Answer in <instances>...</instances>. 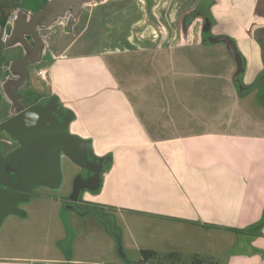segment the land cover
I'll return each instance as SVG.
<instances>
[{
  "label": "crops",
  "instance_id": "0c3cea01",
  "mask_svg": "<svg viewBox=\"0 0 264 264\" xmlns=\"http://www.w3.org/2000/svg\"><path fill=\"white\" fill-rule=\"evenodd\" d=\"M41 35L36 72L46 77L35 72L36 89L109 159L98 190L75 205L115 220L120 248L87 209L65 204L61 216L58 201L42 200L30 213L45 205L51 225H65L53 231L57 245L44 257L0 255V264H138L131 248L264 264V116L247 104L264 80V0H98ZM216 60L225 65L215 70ZM87 233L108 236V252L85 257Z\"/></svg>",
  "mask_w": 264,
  "mask_h": 264
},
{
  "label": "water",
  "instance_id": "95a60500",
  "mask_svg": "<svg viewBox=\"0 0 264 264\" xmlns=\"http://www.w3.org/2000/svg\"><path fill=\"white\" fill-rule=\"evenodd\" d=\"M92 1L98 0H50L35 13L19 12L14 18L10 35L5 39V47L20 45L24 56L11 64V70L17 67L25 69L28 61L33 60L30 54L35 52L36 47L38 51L34 56L37 55V59L34 61L41 60L44 44L38 37V28H47L59 19H65L66 13L70 11L66 21L68 27L77 18L81 8ZM26 36L32 38L34 46L29 44ZM214 41L228 42V38L217 37ZM230 49L237 62V71L234 75V80L237 81V76L242 71L241 61L232 46ZM22 73L26 77L25 72ZM8 84L10 81L5 84L6 89H9ZM8 96L10 99H14L12 92H9ZM51 105L57 112L56 102L46 107L34 105L19 115L0 123V133L18 143L16 149L5 155L0 151V186L18 189L25 195L8 190L0 192V228L6 218L22 215L16 206L17 201L19 202L30 194L37 180H39L38 187H45L52 191H58L61 188L63 181L62 157H65L80 170H86L92 174L86 179L78 174L74 179L69 196V200L73 204L78 202L79 195L83 191L92 193L100 187L102 173L107 167V164L104 165V163L109 159L96 157L90 140L82 139L70 132L69 127L73 120L70 111L64 112L63 122L59 123L51 116ZM94 165L98 167L96 170L92 169ZM12 176H14V181H12ZM22 186H27V189Z\"/></svg>",
  "mask_w": 264,
  "mask_h": 264
},
{
  "label": "rangeland",
  "instance_id": "374dc122",
  "mask_svg": "<svg viewBox=\"0 0 264 264\" xmlns=\"http://www.w3.org/2000/svg\"><path fill=\"white\" fill-rule=\"evenodd\" d=\"M39 1L41 0H19V5L24 9H29L30 11H33L37 8ZM43 34V33H42ZM219 50H222L223 44H218ZM20 54L19 47H12L9 49L3 50V56L4 59L9 61V59L14 58ZM217 66L215 67V70H218L220 66L225 65V63H220L219 60H216ZM43 63L39 64V66H42ZM34 80L33 83L36 82L38 85L36 88L39 87V89L42 88V83L35 77V74L33 76ZM256 94L253 97H249L247 99L248 108L251 110H255L258 113H260L259 117L264 116V80H259V82L253 86V90L251 92H255ZM251 94V93H250ZM1 98V97H0ZM2 99V98H1ZM252 100V101H251ZM217 116H221L218 111L216 113ZM5 137V134L0 133V146L1 139ZM61 171L63 175V181L61 188L58 191H52L47 188H41L40 192L42 194V198L39 201H58L56 205L61 206L58 211L60 212L62 210V213H60L61 216L63 214H66V206L65 204H71L70 201L62 202L61 200H67L69 199V196L72 191L73 187V181L76 178L77 169L73 167V164L69 162L68 160H64L61 162ZM61 201V202H59ZM72 205H75L72 203ZM38 206V203H36L33 208L31 205L27 208V212L29 211L28 219L26 222L20 218H17L19 221H15V225H10L9 220L7 219L4 224L0 228V255H15V254H23V255H31V256H41L44 257L45 253H41L45 247H52L53 245H57L55 242V239L53 238V231L57 230H63L62 225H64L62 222L61 227L53 223L51 225L50 219L47 217L50 213V208L44 205L43 210L41 209V213L43 216H37L36 214L32 215V211H35ZM58 206V207H59ZM58 207H54V210H56ZM78 207V208H76ZM82 206H76V210H85L87 209L92 215L98 217L100 219L99 213L97 208H81ZM32 209V210H31ZM36 215V216H35ZM31 216H34L31 218ZM25 219V218H23ZM101 219L103 222L107 223V225L110 227L111 231L114 232V236L116 239H112L114 243H118V248H120V239H119V230L117 228L114 229L115 220L112 219L113 223L109 221L108 218H103L101 216ZM100 219V220H101ZM35 220H38V222H35ZM50 221V222H48ZM53 222V221H52ZM56 222V221H54ZM60 222V221H59ZM65 226V225H64ZM119 226V225H118ZM67 230V228H65ZM48 233V234H47ZM87 246H88V252L85 257L88 258H97V254L99 250L103 249V251L108 252V245L110 244L111 239L108 238V236L100 235V234H92L87 233ZM127 236V234H126ZM116 240V242H115ZM127 241V240H126ZM61 243V242H60ZM76 247H79V243L76 244ZM80 247H83L81 244ZM47 249V248H46ZM127 252V256L130 258L131 261H139L141 259L139 253L135 249H127L125 250ZM49 256V252H47ZM43 255V256H42ZM46 256V257H48ZM95 256V257H94ZM188 257V256H187ZM191 257V256H190ZM214 260V259H213ZM216 263H221V260H214Z\"/></svg>",
  "mask_w": 264,
  "mask_h": 264
},
{
  "label": "flooded vegetation",
  "instance_id": "af4514ba",
  "mask_svg": "<svg viewBox=\"0 0 264 264\" xmlns=\"http://www.w3.org/2000/svg\"><path fill=\"white\" fill-rule=\"evenodd\" d=\"M50 0H41L39 1V4L37 8L33 11H30L29 9H24L19 5V0H0V123L14 117L16 115H19L22 111L26 110L27 108L34 106V105H42L46 107L49 104H52L54 102L57 103L58 109L57 112L52 108L51 105V116L59 123L63 122L64 119V112L67 111L60 105L56 99L51 96L50 94H47L45 92H40L38 89H36V82L33 83V76L37 70V67L39 66V62H35L37 59V55L34 56V54L37 53L38 49L36 47L35 52H31L30 57L33 58L32 61H28L27 66L25 69H21L20 67L14 68L11 70V64L22 58L24 56V51L20 45H14L12 47H19L20 54L14 58L9 59V61L4 59L3 56V50L9 49L12 47H5V39L7 36L10 35L12 24L14 21V18L19 12H27V13H35ZM70 15V11L66 13L65 19H59L55 23L62 22L63 24H66L67 17ZM44 28H38L37 34L42 42L41 38V31ZM26 39L28 40L29 44L31 46H34V42L31 37L26 36ZM44 53V51H43ZM42 53V56H43ZM42 58V57H41ZM35 60V61H34ZM25 72L26 77L23 76L22 72ZM10 81V84H8L9 89L5 88V84ZM12 92L14 95V99H10L8 96V93ZM62 109V110H61ZM1 146L0 151L3 155H5L7 152L14 150L18 147V143L16 141H12L9 137L5 135L4 138L1 139ZM65 157H62V162L65 160ZM67 160V159H66ZM106 165V163H104ZM77 169L76 175L80 174L82 178H87L89 176H92V174L87 172L86 170H80L78 167L73 165ZM98 167L94 165L92 169L96 170ZM12 181H14V176H12ZM39 180L36 181V185L32 188L30 194L27 197H23L24 192L18 191V189H10L9 187H3L0 186V192L8 190V191H14L18 192L19 194H22L23 198L19 202L17 201V207L22 212V216L27 214V208L32 205L34 202L39 201L42 198V194L40 192L41 188L45 187H38ZM36 186V187H35ZM24 189H27V186H22ZM82 193H80L78 200L82 199ZM62 202L70 201L69 203H72L71 200L67 199L61 200ZM7 219V218H6ZM6 221V220H5ZM4 221V222H5ZM4 224V223H3ZM2 224V225H3Z\"/></svg>",
  "mask_w": 264,
  "mask_h": 264
},
{
  "label": "trees",
  "instance_id": "16d2710c",
  "mask_svg": "<svg viewBox=\"0 0 264 264\" xmlns=\"http://www.w3.org/2000/svg\"><path fill=\"white\" fill-rule=\"evenodd\" d=\"M138 264H217L214 260L193 256L190 259H182L176 253H170L164 258H159L155 252L150 250H141Z\"/></svg>",
  "mask_w": 264,
  "mask_h": 264
},
{
  "label": "built area",
  "instance_id": "2783aa9c",
  "mask_svg": "<svg viewBox=\"0 0 264 264\" xmlns=\"http://www.w3.org/2000/svg\"><path fill=\"white\" fill-rule=\"evenodd\" d=\"M36 75H37V77H38L39 79H41V80H45V77H46V73H45V71H43V70H38V71L36 72Z\"/></svg>",
  "mask_w": 264,
  "mask_h": 264
}]
</instances>
